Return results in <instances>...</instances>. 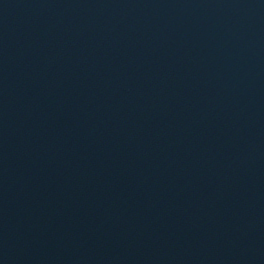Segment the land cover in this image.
<instances>
[{"label":"water","instance_id":"1","mask_svg":"<svg viewBox=\"0 0 264 264\" xmlns=\"http://www.w3.org/2000/svg\"><path fill=\"white\" fill-rule=\"evenodd\" d=\"M0 264H264V0H0Z\"/></svg>","mask_w":264,"mask_h":264}]
</instances>
